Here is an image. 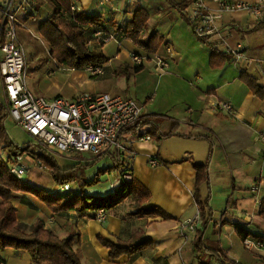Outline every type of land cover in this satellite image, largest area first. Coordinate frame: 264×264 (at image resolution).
Returning <instances> with one entry per match:
<instances>
[{"label": "crops", "instance_id": "crops-1", "mask_svg": "<svg viewBox=\"0 0 264 264\" xmlns=\"http://www.w3.org/2000/svg\"><path fill=\"white\" fill-rule=\"evenodd\" d=\"M187 1L77 0V14L100 18V27L107 32L116 31L119 36V43L103 45L94 36L96 26H83L88 48L104 53L109 59L103 68H98L99 74L93 75L101 77L105 85L89 92L144 97L140 103L144 112L160 119L152 122V126L146 122L142 127L151 137L150 141L128 137L135 152L131 161L133 179L136 187L145 188L149 194L141 207L137 208V201L128 197L106 211L105 221L100 222L81 216L75 210L54 214L38 198L27 193H17L11 200L19 222L32 225L40 220L45 229L60 239L73 238L72 249L80 264H218L219 255L225 264L233 261L264 264V243L260 241L264 239V219L259 216L264 196V144L260 139L264 135V19L257 21L244 11H220L215 0H203L217 18L212 23L211 33L201 38L180 10ZM225 1L257 3L260 0ZM35 2L32 12L20 15L28 30L19 31H29L30 27L39 31L40 25L52 16L53 9L46 0ZM135 16L145 19L140 38L154 37L159 42L154 53L125 37L124 31ZM238 45L243 47L246 58L240 64L226 54L227 49ZM131 54L143 56L147 61L136 66ZM156 56L165 58L169 64L167 70L155 69ZM60 69L66 73L79 71ZM121 73L132 74L133 87L127 83L123 90L112 81ZM148 77L154 79V95L137 93L136 89L142 87ZM252 82L262 89L259 94L254 93ZM75 96L58 87L42 97L52 100ZM175 103L182 105L183 112L174 110L172 104ZM221 103H229L233 110L221 109L218 106ZM149 128L151 131L147 132ZM151 157H157L161 164L150 166ZM75 159V164L66 167L88 164L82 162L81 155ZM195 165L206 166L208 172V181L199 186L198 196L205 216L200 223L202 227L197 230L213 223L216 234L210 241L205 239L202 230L204 247L210 251L204 250L207 260L194 248L198 233L182 225L199 212L193 197L197 185ZM213 180L222 193L228 195L227 209L220 217H216L208 205ZM80 190L84 192L79 182L53 183L47 192L68 197ZM153 207L158 208L160 215L156 211L151 215L139 213ZM237 229L247 234L244 240ZM245 240L259 246L249 249L244 245ZM103 242L124 249L141 247L111 258ZM0 261L33 264L26 251L13 249L0 251Z\"/></svg>", "mask_w": 264, "mask_h": 264}, {"label": "built area", "instance_id": "built-area-1", "mask_svg": "<svg viewBox=\"0 0 264 264\" xmlns=\"http://www.w3.org/2000/svg\"><path fill=\"white\" fill-rule=\"evenodd\" d=\"M108 3L111 0H101ZM220 11H244L257 21L264 19V0L257 3L229 2L215 0ZM36 6L35 0H0V80L5 100L7 115L13 122L34 139L38 148L54 152L63 157L73 154L100 158L117 150L121 154L122 167L119 178L122 182L130 183L133 180L131 161L135 152L131 149L132 141L128 137L150 141L151 137L142 129L131 131L146 120L149 114L143 106L133 99L115 96L109 93H85L72 99L55 97L48 100L32 93L26 85V58L25 50L19 43L18 31L28 30L26 24L20 20V15L30 13ZM72 11H78L77 0H72ZM185 14L199 37L211 33V26L216 15L209 12L203 0H195L186 8ZM94 36L101 40L103 45L110 42L119 43L116 31L107 32L97 30ZM243 47L227 49V55L236 63L245 60ZM131 60L136 66H142L147 58L131 54ZM157 71L167 70L168 62L165 58L156 56L153 59ZM249 64V62L247 63ZM92 75L99 74L98 68L86 70ZM221 109L231 112L229 103L218 105ZM264 144V135H261ZM35 163L28 154L14 156L8 165V171L18 180L26 177L28 170L23 162ZM161 162L156 157L149 159L150 166H158ZM255 191L257 189L255 188ZM96 219L104 222L106 211L100 209ZM199 212L183 222V227L196 232L200 223ZM247 248L259 246L251 240H245ZM229 264H242L238 261Z\"/></svg>", "mask_w": 264, "mask_h": 264}, {"label": "trees", "instance_id": "trees-1", "mask_svg": "<svg viewBox=\"0 0 264 264\" xmlns=\"http://www.w3.org/2000/svg\"><path fill=\"white\" fill-rule=\"evenodd\" d=\"M46 1L53 9V14L40 25L39 33L49 47V56L51 59L56 61L59 65H64L67 68L80 71L87 70L88 68H103L109 61L108 57L102 52L96 53L88 48L86 32L83 29V26L92 25L96 26V31L99 29L104 30V28L100 27V18L88 17L77 14V11H72V0ZM194 1L195 0H188L182 5L180 10L185 13L186 8ZM144 28L145 19L143 20L135 16L127 25L124 35L127 39L142 46L148 52L154 53L159 42L155 41L154 37L142 40L140 38V31ZM250 85L255 94H259L262 91L257 84L252 82ZM1 110H4L7 115V111L4 107H1ZM143 125L142 123L131 131L135 132L139 129H143ZM2 132L6 135L3 124L0 125V133L2 134ZM0 138H3V135H1ZM29 147L30 146H26L20 149L18 147H13L10 142L4 147L10 154V157L4 160L0 155V251L6 249L26 251L30 255L33 264H80L79 259L72 249L73 238L60 239L51 230L45 229L40 220H37L32 225H27L18 221L16 210L11 203V199H13L17 193H27L35 196L54 214L75 210L77 214L88 216L92 219L96 218V212L98 210L103 209L109 211L128 197L137 201V208L141 207L142 204L149 199L148 191L143 187H136L134 179L130 183L121 181L117 189L104 197L89 196L86 195L83 190L68 197H64L62 194H52L44 190L32 188L15 178L8 171V165L12 158L19 154L29 153ZM32 154L40 160L47 169L50 168L53 171V179L57 184L69 185L79 182L80 189L83 188L84 185L81 184V180L84 179V171L88 168V164L82 167L83 172L80 173V166L62 169L56 160H53L41 151L37 154ZM103 157L112 159L113 167L111 170L119 171L121 169V154L117 150L100 158ZM100 158H93L92 160L97 161V159ZM194 168L197 171V185L193 197L199 207L201 218H204V209L198 192L199 186L208 181V172L206 166L195 165ZM95 181H85L84 183L89 185V183L91 184ZM155 211L160 215L158 208L155 207L140 210L139 213L151 215ZM161 216L164 217L165 215L161 213ZM259 216L264 219V196L261 200ZM237 231L242 240L247 237L246 233L238 229ZM196 232L198 234L194 241L195 250L210 252L204 247L202 230H196ZM260 241L264 243V239L261 238ZM103 243L104 246L110 250L111 258H117L125 252H133L141 247L139 245L133 249H124L108 242ZM218 257V264H225L222 257L220 255ZM0 264H4V262L0 261Z\"/></svg>", "mask_w": 264, "mask_h": 264}, {"label": "rangeland", "instance_id": "rangeland-1", "mask_svg": "<svg viewBox=\"0 0 264 264\" xmlns=\"http://www.w3.org/2000/svg\"><path fill=\"white\" fill-rule=\"evenodd\" d=\"M18 34L21 41V46H23L25 50L26 85L31 92L45 96L48 95L51 91H54L56 90V88L60 87L63 89V91L66 90L69 93L71 92L75 93L76 95H81L90 93L89 91L94 90V88L105 85V83H101V77L93 76L90 72H86L85 70L66 73V71L60 69L64 67L66 68V66L59 65L56 61L51 59V57L49 56V47L42 39L39 31L36 28L30 27L29 31L21 30ZM131 75L132 74L121 73L117 76L116 79H112V81L114 80V82L117 83V86L121 87L124 90L127 86V83L130 87L134 86V82H132L133 77ZM148 79L149 80L144 83L142 87L136 89L137 93H145V96L154 95V79L152 77H148ZM79 82H82V85H80ZM128 98L133 99L139 104L143 103L144 101V97L141 98L139 96L134 97L133 95H130L128 96ZM3 105H5V100L0 80V125L3 124L6 134L4 135L3 132L2 134L0 133V136L3 135V138H0L1 157L4 160H7V158L10 157V154L4 148L5 145L10 142L12 143L13 147H18L20 149H23L26 146H30L28 149L30 152L25 154L33 157L35 163L31 164L26 161L23 162V164L29 170L26 177L21 179V181L24 184L35 189L44 191L50 190L51 186H53V183H56L53 179V171L50 168L47 169L40 162V160L33 156L32 153L37 154L39 151H41L53 160H56V162L59 164V166H61L60 168L62 169H68L69 167L66 166L75 164L74 162L77 161V159H75V156L77 155L73 154L70 157H63L57 153L48 152L46 150L38 148L34 143V139L21 128L16 126L13 120L5 114V111L1 110V107ZM172 106L177 112H183L181 104L175 103L172 104ZM156 120L160 121V119H156L152 115L144 120L143 124L148 122L152 126V122H156ZM160 127L161 129H164L165 123ZM146 131L150 132L151 128L147 129ZM132 138H135V136H133ZM81 158H83L82 162H87L89 165L88 168L84 171V179L81 180V184L84 185V192L87 195L94 197H104L110 194L113 190L117 189V187L121 183V179L119 178V171L111 170L113 167V161L111 158L103 157L97 159V161H93V158L86 155L81 156ZM76 166H80V173L83 172V166L79 165V163L76 164ZM85 181L95 182L86 185L84 183ZM215 182L216 181L213 180L211 186V196L210 200L208 201V205L210 208H212V211L216 215V217H220V214L223 213L225 209H227L228 195L222 193L219 185H217ZM199 227L201 228L202 224ZM202 230H204L205 239L211 241V239L216 237L213 223L208 224V226L205 229L202 228ZM201 253L202 258L204 260H207L208 256L205 254L206 252H204V250H201Z\"/></svg>", "mask_w": 264, "mask_h": 264}]
</instances>
